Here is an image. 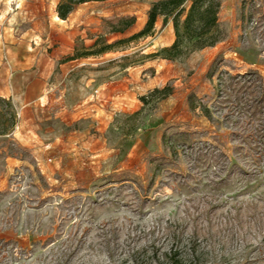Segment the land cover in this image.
I'll use <instances>...</instances> for the list:
<instances>
[{"label": "rangeland", "instance_id": "obj_1", "mask_svg": "<svg viewBox=\"0 0 264 264\" xmlns=\"http://www.w3.org/2000/svg\"><path fill=\"white\" fill-rule=\"evenodd\" d=\"M130 1L138 13L104 19L106 33L157 0ZM213 1L223 40L178 58L180 84L159 100L118 117L96 144L10 145L24 161L0 167V264H119L167 225L189 233L194 218L214 250L209 264H264V98L249 108L256 92L229 80L264 83V0ZM19 120L0 100V133Z\"/></svg>", "mask_w": 264, "mask_h": 264}, {"label": "crops", "instance_id": "obj_2", "mask_svg": "<svg viewBox=\"0 0 264 264\" xmlns=\"http://www.w3.org/2000/svg\"><path fill=\"white\" fill-rule=\"evenodd\" d=\"M64 1L16 0L14 9L0 0V98L20 118L14 131L0 133V167L6 173L24 161L10 145L34 148L45 141L51 148L66 139L96 144L118 117L159 100L163 95L154 93L172 80L180 84L178 60L164 55L176 39L172 15L158 16L151 35L128 41H137L136 47L122 51L118 45L145 28L151 4H142L143 14L131 27L106 33L104 19L138 13L134 1L92 0L62 19L58 7ZM34 6L41 10L33 13ZM185 7L182 21L190 5ZM106 45L112 47L100 51Z\"/></svg>", "mask_w": 264, "mask_h": 264}, {"label": "trees", "instance_id": "obj_3", "mask_svg": "<svg viewBox=\"0 0 264 264\" xmlns=\"http://www.w3.org/2000/svg\"><path fill=\"white\" fill-rule=\"evenodd\" d=\"M88 1L92 0H65L58 7L60 18L66 19L75 5ZM187 2L188 0L154 1L151 4L145 28L125 41L151 35L158 16L172 15L176 39L172 47L164 53L167 59H178L187 53L217 45L223 40L218 17L219 3L213 0H193L182 21L181 17L186 12ZM134 22V17L121 19L120 23H125V25L119 30L131 27ZM111 47L112 45L103 46L100 51ZM229 80L236 81L238 85L243 83L241 87L244 91L256 92L257 103L246 106L249 108L257 106L261 110L264 98V83L261 77L250 74L239 77L231 76ZM159 91L156 90V92ZM0 100L7 102L1 98ZM206 112L209 111L206 110ZM183 229V225H175V228L173 225H167L160 238L151 239L150 243L143 247H129L123 251L119 264H209L212 258H215L214 250L205 242L207 233L205 235V232L199 228V220L194 218L191 221L192 230L189 233L186 234ZM161 238L163 242L159 243L158 240L160 241ZM110 252L112 257L116 256L117 252Z\"/></svg>", "mask_w": 264, "mask_h": 264}, {"label": "built area", "instance_id": "obj_4", "mask_svg": "<svg viewBox=\"0 0 264 264\" xmlns=\"http://www.w3.org/2000/svg\"><path fill=\"white\" fill-rule=\"evenodd\" d=\"M12 3H13V5H14L15 8H16V7H17L16 0H13Z\"/></svg>", "mask_w": 264, "mask_h": 264}, {"label": "bare ground", "instance_id": "obj_5", "mask_svg": "<svg viewBox=\"0 0 264 264\" xmlns=\"http://www.w3.org/2000/svg\"><path fill=\"white\" fill-rule=\"evenodd\" d=\"M12 1H13V0H9L10 4L12 3ZM18 2H19V1H18ZM9 8H10V7H9ZM10 10H11V8H10ZM10 10H9V11H10ZM8 13H9V12H8Z\"/></svg>", "mask_w": 264, "mask_h": 264}]
</instances>
